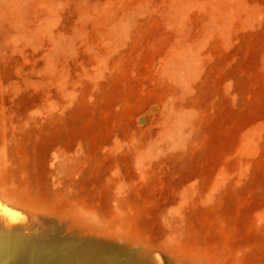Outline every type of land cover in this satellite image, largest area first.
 Returning a JSON list of instances; mask_svg holds the SVG:
<instances>
[{
    "label": "rangeland",
    "instance_id": "374dc122",
    "mask_svg": "<svg viewBox=\"0 0 264 264\" xmlns=\"http://www.w3.org/2000/svg\"><path fill=\"white\" fill-rule=\"evenodd\" d=\"M73 213L141 264H264V0H0V230Z\"/></svg>",
    "mask_w": 264,
    "mask_h": 264
},
{
    "label": "bare ground",
    "instance_id": "6f19581e",
    "mask_svg": "<svg viewBox=\"0 0 264 264\" xmlns=\"http://www.w3.org/2000/svg\"><path fill=\"white\" fill-rule=\"evenodd\" d=\"M66 228L74 230L73 236L62 237L52 227L36 235L0 230V264H141L139 253L85 239L88 235L117 237L100 228L89 215L73 213Z\"/></svg>",
    "mask_w": 264,
    "mask_h": 264
}]
</instances>
